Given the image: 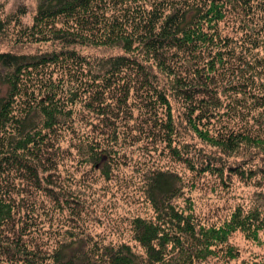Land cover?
Returning <instances> with one entry per match:
<instances>
[{
	"label": "trees",
	"instance_id": "1",
	"mask_svg": "<svg viewBox=\"0 0 264 264\" xmlns=\"http://www.w3.org/2000/svg\"><path fill=\"white\" fill-rule=\"evenodd\" d=\"M9 23L0 12V32ZM25 36L60 46L0 52V264H211L240 255L231 243L236 232L263 242V197L220 223L204 221L191 197L179 201L184 176L148 158L142 188L154 214L130 218L131 238L121 232L106 243L80 225L86 204L74 207L77 189L59 165L81 104L105 137L86 135L75 148L110 180L122 137L117 122L134 119V98L138 126L188 169L251 174L211 155L198 162L188 143L175 142L185 129L227 152L264 147V0H40ZM77 46L124 51L90 58ZM58 70L67 77H55ZM55 205L68 210L70 223L55 216Z\"/></svg>",
	"mask_w": 264,
	"mask_h": 264
},
{
	"label": "rangeland",
	"instance_id": "2",
	"mask_svg": "<svg viewBox=\"0 0 264 264\" xmlns=\"http://www.w3.org/2000/svg\"><path fill=\"white\" fill-rule=\"evenodd\" d=\"M39 1L0 0L1 15L10 21L8 28L0 32V52L38 53L60 46L56 42L35 41L33 36H25L26 29L33 24ZM226 28L228 32L232 29L229 25H226ZM77 50L90 58L111 56L124 51L119 46H77ZM61 74L64 72L58 70L55 77H67ZM172 104L174 112L178 114L181 110L179 102L172 99ZM129 109L133 111L134 119L123 115L117 122L121 125L122 137L119 141V153L114 158L115 167L110 180L101 174L96 165L91 166L84 162L81 152L75 148V145L80 144L86 135L105 137L99 133L98 128L95 129L90 124L91 120L95 123L98 120L84 113L83 110L86 108L81 104L75 106L72 116V119L76 120L75 127L78 131L69 134L71 136L66 135V140L62 144L66 153L62 155L59 172L77 189L80 203L74 204V207L79 210L86 204V209L80 216V225L88 229L93 236L107 243L112 239L120 238L123 232L125 237L123 240H128L131 238L129 219L135 215L150 217L154 214L151 206L144 200L145 194L142 188L146 172L144 163L148 158L159 167L177 170L184 176L186 188L182 189L184 196L182 199L179 198V201L185 205L183 198L191 197L197 215L204 221L220 223L229 218L237 206L249 208L257 203V200L264 198V184L260 186L255 182L262 175L258 172V168L264 170L263 146L254 143L245 144L234 152H227L222 147L205 141L193 131L183 129L182 140L175 143L181 146L188 143L189 146L185 151H190L196 161L202 162L204 156L211 155L222 159V162L228 163L229 166L235 167L241 163L245 168L252 170L247 177L236 168L232 171L226 169L224 177L218 173L200 174L188 169L185 162L178 160L172 152L166 151L160 140L153 143V139L138 126L142 122V116L137 99L135 102L134 98L130 100ZM143 110L145 119L148 115L144 108ZM143 125L147 127V124ZM86 185H89L88 191ZM53 213L56 217H64L63 222H71V216H67V209L55 205ZM59 227L65 230L60 224ZM261 237L263 242L258 244L246 239L242 232L234 233L231 243L238 247L240 255L232 261H227L230 259L226 257L225 260L215 258L211 264H264V231L261 232Z\"/></svg>",
	"mask_w": 264,
	"mask_h": 264
}]
</instances>
